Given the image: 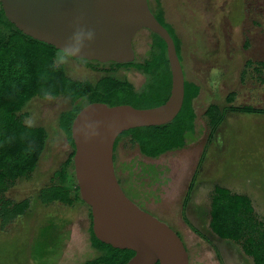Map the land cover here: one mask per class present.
<instances>
[{
  "label": "rangeland",
  "instance_id": "obj_1",
  "mask_svg": "<svg viewBox=\"0 0 264 264\" xmlns=\"http://www.w3.org/2000/svg\"><path fill=\"white\" fill-rule=\"evenodd\" d=\"M161 1L167 22L182 41L180 55L186 78L201 86L195 101L197 129L185 148L158 159L143 156L130 137L124 138L116 152L118 179L129 198L181 236L190 264H255L245 252L246 238L224 240L214 232L212 203L217 185L233 193L252 190L257 193L252 198L257 220L264 224V114L229 113L208 145L187 217L212 243L184 221L182 203L207 145L208 106L227 105V96L234 93V105L264 107V0ZM149 2L157 12L155 0ZM1 30L6 31L2 27ZM151 43L149 29L138 32L133 40L137 59L149 56ZM63 65L69 76L82 81L96 82L112 74L130 80L137 88L144 82V76L133 69L108 73L109 65L93 68L74 59ZM72 104L66 96L35 97L19 113L26 124L46 128L48 143L37 168L0 193L15 203L31 201L30 209L5 228L0 221V264H82L97 256L90 243L88 207L60 202L45 205L38 198L42 189L60 183L56 172L72 151L59 126L60 114ZM152 166L165 169L160 181L140 173L141 167ZM131 170L138 191L127 179Z\"/></svg>",
  "mask_w": 264,
  "mask_h": 264
},
{
  "label": "trees",
  "instance_id": "obj_2",
  "mask_svg": "<svg viewBox=\"0 0 264 264\" xmlns=\"http://www.w3.org/2000/svg\"><path fill=\"white\" fill-rule=\"evenodd\" d=\"M149 4L157 19L174 38L182 62L180 55L182 41L176 35L172 24L167 22L162 1L155 0L154 7L157 12L151 7L150 2ZM1 27L6 31L2 32ZM151 35L149 56L141 61L137 57L129 63H100L74 59L93 68L94 65H109L108 73L118 69H133L144 76V82L140 87L137 88L128 79H121L112 74H106L96 82L82 81L69 76L64 65L54 64L59 49L19 30L6 16L0 1V193L9 190L14 180L29 175L37 168L48 143L46 128L26 124L24 117L19 113L35 97L42 99L69 97L73 104L70 109L60 114L59 126L66 134L72 151L63 163L62 169L56 172L61 178L60 183L42 189L38 198L45 205L60 202L69 206L81 203L88 207L90 243L97 256L82 264H127L135 255V251L114 248L96 237L92 209L83 200L76 178L74 165L76 146L72 137V126L79 112L92 103H105L109 106L130 104L136 108H153L168 100L173 76L167 44L159 34L151 31ZM200 94L201 86L186 78L184 105L177 117L164 125L138 127L120 134L115 143V161L118 145L127 137L138 146L143 156L151 159H158L168 152L185 148L196 133L198 115L195 101ZM233 98L234 93H230L226 98L227 105L212 103L206 110V115L210 119L207 145L182 203L184 221L209 243H212L210 239L196 229L187 217V208L194 185L203 168L208 145L215 139L229 113L264 114V107L234 105ZM140 173L155 182L160 181L164 174L153 166L141 167ZM127 179L138 191L133 170ZM215 190L211 222L214 232L224 240L241 241L246 238L245 252L253 257L255 264H264V224L257 220L251 198L248 195L233 193L229 188L219 185ZM30 207V199L15 203L0 196L2 228L16 217L24 215Z\"/></svg>",
  "mask_w": 264,
  "mask_h": 264
},
{
  "label": "water",
  "instance_id": "obj_3",
  "mask_svg": "<svg viewBox=\"0 0 264 264\" xmlns=\"http://www.w3.org/2000/svg\"><path fill=\"white\" fill-rule=\"evenodd\" d=\"M0 1L8 19L34 39L57 49L66 41L87 45L84 60L133 62V40L145 28L164 39L173 76L168 100L153 108L98 102L84 107L72 126L74 165L81 196L92 209L93 230L101 242L135 251L127 264H190L181 236L127 196L115 167L120 134L170 123L184 105L186 77L176 43L152 12L149 0ZM88 30L95 32L90 43Z\"/></svg>",
  "mask_w": 264,
  "mask_h": 264
},
{
  "label": "clouds",
  "instance_id": "obj_4",
  "mask_svg": "<svg viewBox=\"0 0 264 264\" xmlns=\"http://www.w3.org/2000/svg\"><path fill=\"white\" fill-rule=\"evenodd\" d=\"M89 33V43L93 42L95 39V32L94 30H88ZM87 45L80 43L79 46H74L68 41L64 43V46L60 48L56 55H55V60L54 64L56 66L67 64L69 61L79 58L83 59L84 58V50Z\"/></svg>",
  "mask_w": 264,
  "mask_h": 264
},
{
  "label": "crops",
  "instance_id": "obj_5",
  "mask_svg": "<svg viewBox=\"0 0 264 264\" xmlns=\"http://www.w3.org/2000/svg\"><path fill=\"white\" fill-rule=\"evenodd\" d=\"M251 189H249V191H250ZM239 194H244V195H248L250 198H251V200H252V202H254V199H252L253 198V196L254 195H257V193H253V191L251 190V192L249 193V192H246V193H239ZM260 201V200H259ZM255 204V203H254ZM253 204V205H254ZM254 207H255V210H257V208H256V206L254 205Z\"/></svg>",
  "mask_w": 264,
  "mask_h": 264
},
{
  "label": "flooded vegetation",
  "instance_id": "obj_6",
  "mask_svg": "<svg viewBox=\"0 0 264 264\" xmlns=\"http://www.w3.org/2000/svg\"><path fill=\"white\" fill-rule=\"evenodd\" d=\"M154 169H156V170H159V171H162V172H164V171H165V169H164V168H158V166H154Z\"/></svg>",
  "mask_w": 264,
  "mask_h": 264
}]
</instances>
